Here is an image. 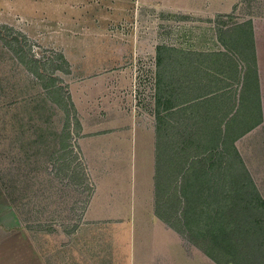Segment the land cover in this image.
<instances>
[{
  "label": "rangeland",
  "instance_id": "1",
  "mask_svg": "<svg viewBox=\"0 0 264 264\" xmlns=\"http://www.w3.org/2000/svg\"><path fill=\"white\" fill-rule=\"evenodd\" d=\"M169 1L0 0V23L28 37L18 34L13 49L9 30L3 27L0 32V202L12 198L25 222L35 228L72 222L93 192L94 182L76 159L69 170H59L61 140L70 131L76 142L80 133L77 111L50 101L43 87L48 79L37 78L27 68L19 57L20 47L30 48L42 62L54 57V62L67 68L59 56L63 53L69 71L56 70L66 89L71 81H84L99 70L131 68L132 74H122L121 99L125 104L130 99L129 107L148 112L154 104L157 44L204 48L223 20L242 21L257 8L245 0H174L178 5L172 7ZM254 17L264 35V16ZM141 49L146 53L140 55ZM46 67L51 71L50 62ZM107 81L111 79H105L109 98ZM74 169L81 175L88 171L86 185L71 184Z\"/></svg>",
  "mask_w": 264,
  "mask_h": 264
},
{
  "label": "crops",
  "instance_id": "2",
  "mask_svg": "<svg viewBox=\"0 0 264 264\" xmlns=\"http://www.w3.org/2000/svg\"><path fill=\"white\" fill-rule=\"evenodd\" d=\"M173 1H169L171 7L178 5ZM252 18L262 113L259 123L234 142L255 185L249 186L250 191L244 195L236 194L230 204L221 206L222 214L234 211L250 217L235 228H264V219L261 222L258 219L264 216L260 203V197L264 202V35L255 26V17ZM217 29L211 42L205 41L204 48H186L188 56L216 54L227 63L226 49L218 39ZM144 53L146 50H139L140 55ZM130 69L103 73L99 70L84 81L70 82L69 91L80 122L75 143L93 179V192L77 218L72 222L64 220L55 228L45 224L35 228L24 221L11 202H0V264H212L213 261L219 264L206 252L205 243L210 249L211 244L206 242L205 235L191 234L201 226L183 231L169 224L157 211L155 92L153 107L148 112L136 105L129 107L130 95L126 96L129 104H125L120 95L125 83L122 74H132ZM202 69L198 79L219 88L218 92L205 96L211 115L221 118L228 104L235 106L227 119L239 115L243 103L242 65L240 81L233 79L236 70L232 67L223 72L204 63ZM107 77L111 79L107 81L109 98L105 97ZM192 79L195 75L189 72L188 80ZM181 181L179 178L177 183ZM205 202L204 194V215L211 209ZM188 207L190 217L201 211L192 205ZM203 231L206 232L205 224Z\"/></svg>",
  "mask_w": 264,
  "mask_h": 264
},
{
  "label": "trees",
  "instance_id": "3",
  "mask_svg": "<svg viewBox=\"0 0 264 264\" xmlns=\"http://www.w3.org/2000/svg\"><path fill=\"white\" fill-rule=\"evenodd\" d=\"M245 1L252 8L257 7L250 12V17L233 24L223 20L217 29L218 39L226 49L227 63L221 61L222 57L216 54L189 57L186 48L167 43L156 46L157 211L169 224L183 231L201 226V229L192 230L191 234L200 237L205 235L206 242L211 244L210 249L205 243L206 252L219 264H264V228H235L250 217L240 216L234 211L222 214L221 209L222 204H230L236 194L244 195L250 191L249 186L255 187L234 142L261 120L262 107L252 17L264 16V0ZM3 27L9 30L8 43L13 49V40L17 39L18 34L28 38L8 24L0 23V32ZM20 50L19 57L27 63V68L37 78L48 79L43 87L47 89L50 101L60 107H74L70 91L57 73L58 69L69 71L67 57L59 53L63 63L67 65V68H63V64L54 62V57H48L42 62L34 52L30 53V48L24 49L22 46ZM29 54L31 58H28ZM48 62L51 63V71L46 70ZM204 63L223 72H228L232 67L236 70L233 79L238 81L242 65L243 103L239 115L227 119L235 106L230 104L221 118L211 115V109L207 105L208 98L205 96L218 92L219 88L198 79L203 74ZM41 65L43 68H40ZM189 72L195 75V79L188 80ZM76 120L79 126V118ZM60 146L64 152L60 157L62 162L59 170H69L72 159H76L77 166L87 169L85 162L81 160V151L71 139L70 131L66 132ZM70 154L73 158H70ZM50 156L53 157V152ZM88 177V171L81 175L79 170L74 169L70 182L74 185H86ZM179 178L182 179L181 184L177 183ZM256 193L258 194L257 191ZM91 194L86 197L83 209ZM204 194L206 206L211 208L206 215L202 211ZM10 200L14 202L12 198ZM260 203L264 206L261 197ZM190 205L201 211L190 217ZM258 219L261 222L264 216H258ZM204 224L206 232L203 231ZM244 237H248L249 241H245ZM251 238L256 241H251Z\"/></svg>",
  "mask_w": 264,
  "mask_h": 264
}]
</instances>
